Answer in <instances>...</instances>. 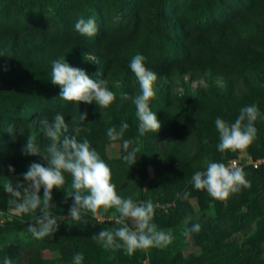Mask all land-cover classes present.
<instances>
[{"label": "trees", "instance_id": "trees-1", "mask_svg": "<svg viewBox=\"0 0 264 264\" xmlns=\"http://www.w3.org/2000/svg\"><path fill=\"white\" fill-rule=\"evenodd\" d=\"M62 1L0 0V55H3L0 56V177L14 182L23 179V173L32 163L47 166L42 157L22 152L29 135L36 136L37 144L41 147L47 143L38 122H34L37 117L47 116L51 120L54 114L61 113L71 132L74 126L72 118L78 117L80 112H86L87 120L82 123L77 120L75 123L91 130L82 132L81 135L87 137L110 169L115 159L110 157L109 145L118 143L119 161L123 162L122 156L125 153L122 141H110L107 130L112 126L119 128L122 122H127L129 129L124 138L133 140L132 146L139 148L138 161L132 167L127 165L130 169L124 172L126 181L121 180L111 169L112 183L116 186L117 194L122 198L132 197L137 203L150 199L154 206L173 203L167 208V218L175 220L174 226L183 230L194 223H200L201 230L192 233L196 244L209 241L214 249H218L225 238L240 230L252 216L238 214L233 217L230 209L217 214L210 208H203L197 215L193 214L188 204L190 198L201 195L212 205L221 201L210 197L206 190L195 189L191 183L192 176L197 171H204L209 161L226 164L228 160L237 159L239 151L221 153L218 150L219 134L215 120L220 117L232 123L242 107L256 105L260 109L264 89L257 90L249 86L240 103L223 94H214V100H208L203 95L195 96L188 92L177 94L171 99L167 93L168 83L173 76L212 69V58L218 57L226 42H230L232 35L227 32L232 29H228L224 22L215 20L213 15L215 11L226 8L225 0L191 3L173 15L167 12L173 7L174 0H154L152 6L157 10L154 18L142 14L143 0H117L116 7L123 14L130 15L128 24L114 31L97 28L93 37L81 36L73 26L45 29L40 19L33 17L34 9L56 8ZM90 2L91 0H72V3L80 5L87 14L94 8L90 6ZM243 8L248 11V15L258 20L259 26L252 34V48L242 51L238 64V70L242 72L239 74L246 75L255 71L264 75V0H245ZM7 17H14L15 21L9 22ZM63 19V16L57 15L52 21L62 22ZM204 50L210 52V59L202 55ZM137 54L145 57V66L158 77L154 85L156 95L150 106L157 115L161 128L156 133L144 136L138 132L136 109L132 101L140 93V86L129 67ZM61 57L71 66L85 70L92 79H96L99 73L103 74L100 78L107 80L108 89L116 96L112 106L103 110L104 118L95 102L91 105H78L60 98V86L52 84L50 78L51 62ZM224 61L221 57L217 64L220 66ZM232 65L234 64L230 62L229 67ZM21 76L23 79H20ZM160 81L163 82L162 90H159ZM122 95L129 98L121 100ZM183 124L184 128L193 130L195 138L194 149L188 150L185 157L176 152L180 144H172L166 149L161 143V138L165 135L172 136L174 140L179 138L183 142L180 136L184 134ZM10 125L15 127V140L13 134L7 132ZM255 127V141L246 149L253 161L264 157V124L261 119H257ZM144 161L151 163L150 178L144 174ZM175 162L178 167L174 166ZM10 165L15 172L9 171ZM243 171L250 186L258 184L263 189V196L259 200L261 221L256 225L257 230L252 236L253 244L245 251L248 254L245 264H257L259 260L264 264V251L259 247L261 241H264V165L259 168L246 165ZM65 176V188L69 189L71 177L68 174ZM246 188L230 195L223 202L228 206L237 202ZM40 195L42 198L43 189ZM65 195L64 190L54 189L52 202H61ZM114 212L115 209H110L104 213L101 209L99 216L106 219L102 222L92 218L89 213L86 224L91 227L105 225L111 229L115 223L107 217ZM155 213L164 214L157 207ZM185 217H191L188 225L183 222ZM75 222L70 219L59 220L58 223L64 226V232L56 235L57 239L47 245L52 252L61 254L62 264H72L73 255L78 252L84 255L82 263L95 258L99 252L100 245L85 240L84 233L80 234L84 231V225L81 222L74 224ZM8 231L9 228L0 225V238L4 239V243H0V264H3L5 256L10 257L13 264H29L24 259L21 245H10V242L16 241L7 236V239L4 238ZM31 262L45 264L36 257Z\"/></svg>", "mask_w": 264, "mask_h": 264}, {"label": "clouds", "instance_id": "clouds-1", "mask_svg": "<svg viewBox=\"0 0 264 264\" xmlns=\"http://www.w3.org/2000/svg\"><path fill=\"white\" fill-rule=\"evenodd\" d=\"M74 30L81 36L93 37L97 33V24L93 18H81L75 22ZM144 61L145 57L137 54L129 64L140 86V93L133 97L132 101L141 136L156 133L161 128L157 115L150 106L156 95L154 85L158 77L145 66ZM102 75L99 73L96 79H92L85 70L71 66L63 57L51 62L50 80L52 84L60 86V98L78 105H91L95 102L104 118L103 110L112 106L116 96L108 89L107 80L100 78ZM128 98L127 95L121 96V100ZM259 116L258 107L249 105L240 109L239 115L232 123L217 117L215 127L219 134L218 150L223 153L247 149L256 138L255 122ZM72 119L74 126L70 132L69 125L61 113L54 114L51 120L47 116L37 117L34 122H38L40 132L47 143L41 147L37 144V137L29 135L22 152L25 155L42 157L47 166L32 163L23 173L24 183L19 180L15 183L6 180L3 183L4 190L12 197L10 201L15 204L18 212L33 213L39 210V215L28 224L27 231L35 239H43L58 231V219L50 209L55 207L52 202L53 190L61 189L66 193L65 202L69 198L72 200L68 216L72 221L87 223L89 213L94 219H99L101 209L104 213L110 209H115L118 213L115 217L116 226L101 230L92 236L105 250L123 249L126 255L132 256L137 250L165 248L170 245L173 242L171 232L160 230L153 223L155 206L150 199L137 203L132 197L122 198L117 194L116 186L112 183L111 169L91 146L87 137L81 135L82 132L91 130L75 123L77 120L81 123L86 121L87 113L80 112L78 117ZM128 129L129 124L122 122L119 128L109 127L107 135L110 141H122L125 153L122 160L132 167L138 161L139 148L132 146L133 140L124 138ZM7 132L12 133L15 140V127L10 125ZM204 142L207 143V140ZM9 171L15 172V169L10 165ZM65 174L71 177L69 189L65 188ZM245 175L243 169L235 165L226 166L224 163L209 161L204 171H197L192 176L191 183L195 189L206 190L210 197L224 201L230 195L240 192L242 188L250 187ZM190 220L191 217H185L183 222L188 225ZM129 222L132 227H129ZM200 230L201 224L194 223L185 229L183 235L190 237L192 233H198ZM83 260L82 252L75 253L72 264H82ZM3 264H13V260L5 256Z\"/></svg>", "mask_w": 264, "mask_h": 264}, {"label": "rangeland", "instance_id": "rangeland-1", "mask_svg": "<svg viewBox=\"0 0 264 264\" xmlns=\"http://www.w3.org/2000/svg\"><path fill=\"white\" fill-rule=\"evenodd\" d=\"M116 1L117 0H91L90 6L94 8L90 9L89 14L84 13L82 7L72 3V0H63L56 8H49L48 10L34 9L32 13L33 17L36 19L39 18L43 27L49 30L65 26L74 27L75 22L81 18H93L96 21L97 28L114 31L126 27L125 25L128 24L127 20L130 16L128 14H123L120 9L116 7L118 4ZM153 1L154 0H143L142 14L148 18H154L157 12L152 6ZM201 1L203 0H174L173 7L167 13L173 15L180 8L191 3H200ZM244 1L245 0H225L226 8L219 9L213 14L215 20L224 22L228 29H232L227 32L232 35L229 38L230 42H226L224 49L219 52L218 57L212 58L214 67L205 71H194L192 73L188 72L179 76H173L168 83V97L172 99L175 98L177 94L188 92L195 96L203 95L208 100H214V97H216L214 94H223L240 103L246 93V88L249 86L257 90L264 89L263 74L250 71V73L246 75H240L239 73L242 71L238 70L239 61L242 58V51H247L252 48L250 42L252 34L259 26L258 20L248 15V11L243 8ZM57 15L63 16L64 19L62 22L52 21V18ZM7 19L9 22L10 20L15 21L14 17H11V19L7 17ZM262 52L264 51L262 50ZM202 55L208 59L211 58L209 51H202ZM221 57L224 58L225 61L219 66L217 60L219 62ZM230 62L234 64L231 67H229ZM20 79H23V76H21ZM158 83L160 86L159 90H162L161 84L163 82L160 81ZM160 93L164 94L165 92ZM260 106V116L258 119H261L264 124V100H261ZM184 126L185 124L182 126L184 134L180 135L183 142H181L179 138L174 140V138L169 135H165L161 138V143L166 149L172 144H180V148L176 152L181 157H185L188 150H193L195 145L193 130L189 127L184 128ZM178 140L180 142H178ZM254 141L252 143H254ZM108 152L110 153V157L115 159L112 162L111 169L121 180L126 181L124 172L129 170L130 167H127L124 161H119L118 143H111L108 147ZM237 160L243 163L249 162V155L246 149L238 152ZM174 166L178 167L179 165L175 162ZM143 168L144 174L150 178L152 176L151 163L144 161ZM18 180L24 183L23 179ZM16 181L17 180L13 183ZM4 182L6 181L0 177V225L9 228L4 238L7 236L10 240L16 241L14 243L10 242V245L15 243L21 245L24 250L22 253L25 256L24 259L29 264L32 263L31 261L34 257L37 259L39 258V260H42L45 264H62L60 260L61 254L57 251L52 252L47 245L50 244L52 240L57 239L56 235L64 232V226L59 223L58 231L54 234L43 239H35L32 234L27 231V226L29 223H32L36 215H39V210L33 213L18 212L15 209V204L10 201L12 197L3 188ZM262 196V186L256 184L244 189L241 198L230 206L223 201L212 205L206 202L201 195L189 199L188 204L193 214L196 215L201 209L210 208L217 214H223L227 209H230L233 217L238 214H249L252 216L240 230L225 238L218 249H214L209 241L201 242L198 245L194 241L192 235L190 237H185L183 235L185 229L180 230L175 227V220L172 221L167 218V211H163L164 214L161 215L155 213L153 223H155L160 230L165 232L170 231L173 236V242L165 248L137 250L132 256L126 255L123 249L116 251L105 250L100 243L92 239L94 234L99 233L101 230L108 229L105 225L91 227L85 222H81L84 225V231L80 232V234L84 233L85 240L100 245L98 255L82 264H245L248 257L245 251L253 244L252 236L257 230L256 225L261 221V217L259 216V200ZM53 204L55 207L51 208L50 211L57 217L58 221L68 220L69 208L72 204L71 198H69L67 202H65V198H62L61 202ZM117 215L118 213L114 212L107 218L115 223V217ZM99 218L101 217L99 216ZM74 224L78 223L75 222ZM129 227H132L131 222H129ZM0 243H4V239L0 238ZM5 245L7 246L8 244L6 243ZM259 247L264 251V241H261ZM257 264H262V262L259 260Z\"/></svg>", "mask_w": 264, "mask_h": 264}, {"label": "built area", "instance_id": "built-area-1", "mask_svg": "<svg viewBox=\"0 0 264 264\" xmlns=\"http://www.w3.org/2000/svg\"><path fill=\"white\" fill-rule=\"evenodd\" d=\"M226 166H233V165H235V166H237V167H240V168H244L246 165H251L253 168H259L261 165H264V157H262V158H260V159H257V160H255V161H253V160H251L250 158H249V162L248 163H243V162H241V161H239V160H237L236 158L235 159H231V160H228L227 162H226V164H225ZM173 205V203H171V204H166V205H161V204H156L155 205V207H157V208H159L160 210H162V211H167V208L169 207V206H172ZM97 221H100V222H102V221H105L106 219H104V218H99V219H96Z\"/></svg>", "mask_w": 264, "mask_h": 264}]
</instances>
